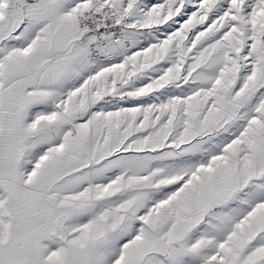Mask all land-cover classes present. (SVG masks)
<instances>
[{"label":"snow or ice","instance_id":"1","mask_svg":"<svg viewBox=\"0 0 264 264\" xmlns=\"http://www.w3.org/2000/svg\"><path fill=\"white\" fill-rule=\"evenodd\" d=\"M0 264H264V0H0Z\"/></svg>","mask_w":264,"mask_h":264}]
</instances>
